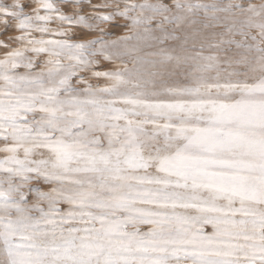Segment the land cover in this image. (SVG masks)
<instances>
[{"label":"snow or ice","instance_id":"1","mask_svg":"<svg viewBox=\"0 0 264 264\" xmlns=\"http://www.w3.org/2000/svg\"><path fill=\"white\" fill-rule=\"evenodd\" d=\"M0 25V264H264V0Z\"/></svg>","mask_w":264,"mask_h":264},{"label":"rangeland","instance_id":"2","mask_svg":"<svg viewBox=\"0 0 264 264\" xmlns=\"http://www.w3.org/2000/svg\"><path fill=\"white\" fill-rule=\"evenodd\" d=\"M98 2V0H93V3ZM139 2V0H138ZM118 23H122V21H118ZM18 33H16L14 30L9 29L8 31H3V25H0V40H7L8 37L10 36H14L17 35Z\"/></svg>","mask_w":264,"mask_h":264}]
</instances>
